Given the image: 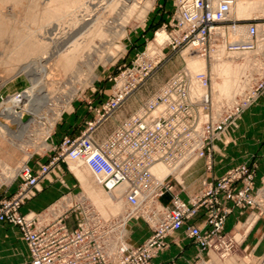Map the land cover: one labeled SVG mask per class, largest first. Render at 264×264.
<instances>
[{
  "label": "built area",
  "instance_id": "2783aa9c",
  "mask_svg": "<svg viewBox=\"0 0 264 264\" xmlns=\"http://www.w3.org/2000/svg\"><path fill=\"white\" fill-rule=\"evenodd\" d=\"M235 2L180 0L175 23L177 45H186L195 53L205 55L224 45L251 55L250 66L242 75V92L231 102L215 104L211 77L206 72L182 70L104 138L97 137V129L120 107L128 91L115 94L95 109V116L86 121L81 132L65 136L58 155L38 171L22 168L18 194L0 203V221L21 227L31 264H153V258L167 247V237L201 211L205 212L203 224L189 225L188 235L201 251L225 257L236 244L224 231L233 207L249 209L250 223L264 216V177L256 187L254 163L239 164L217 179L204 180L201 191L189 200L174 195L171 206L160 203L164 190L172 188L167 178L189 169L221 137L225 121L213 120L211 115L242 113L264 92V21L247 23L248 40H231L229 30L237 25L231 15ZM22 93L15 95L16 103L25 98ZM60 161L84 164L104 189L119 190L125 199L123 211L106 217L81 195L76 204H62L63 212H54L47 223L38 214L22 215L21 204ZM157 163H166L172 171L159 178L152 170ZM8 169L0 167V187L11 183L6 182ZM140 216L152 228V235L141 245L132 246L126 237L127 225ZM72 217L75 227H71Z\"/></svg>",
  "mask_w": 264,
  "mask_h": 264
},
{
  "label": "rangeland",
  "instance_id": "374dc122",
  "mask_svg": "<svg viewBox=\"0 0 264 264\" xmlns=\"http://www.w3.org/2000/svg\"><path fill=\"white\" fill-rule=\"evenodd\" d=\"M30 1L32 2V0H27V4H30ZM38 1L37 3L41 5L44 4L43 2L45 0L43 2ZM150 1L152 2V6L142 21L137 19L134 15L133 17L130 16L125 18L124 21H120L123 24L121 23L120 27L116 28L118 31L113 34V45H111V47L109 46L110 48H105L106 50L103 48L101 53L97 56L98 58H93L89 63H84V57L76 59L78 61L75 60L76 66L75 68L73 67L74 70L73 68H64L65 66L59 62L54 63L56 58L53 59L54 61L50 59L51 64L49 60L44 62L39 61L40 63L36 61L38 63L37 66L36 62H34L35 60L28 58V60H32L35 65L31 61L27 66V63L30 61L26 59L23 60L22 66L21 64L17 66L16 64H11L15 66L14 70L10 63L6 64L0 62V69L2 67L6 68L0 70L2 74H0V121L10 125L16 134L20 133V131L24 133L19 140H12L13 138L7 135H5L6 137L0 136V167L9 168V177H7L6 182H11L8 185L0 187V192L4 188L11 187L14 184L17 185V189L11 195H6V192L0 195V203L5 199L11 200L18 194L21 184V170L23 167L28 166L31 171L35 173L41 165L45 164L44 159L49 154H52L51 159L57 156L60 152V144L64 137L76 136L75 134L77 131L81 132L88 120H86V118L95 116V109L106 105L115 94L121 91H128L120 107L97 129L96 135L98 138L102 139L104 136L100 135L101 132L103 133V130L106 129L105 127L111 125L115 118H117L116 123L107 131L105 130L104 133L112 131L127 117L135 113L154 96L158 95L174 74L186 70V62L189 61L185 57L187 54H189V56L192 55V58H194V55H198L199 57L197 58H199V60L206 62L207 69L204 70V72L211 77L214 102L217 106H220L222 102H231L236 95L242 92L244 87L242 75L248 68L243 74H240V82L243 86L235 93L236 95L234 97H223L221 100L216 99L215 87L213 86L214 76L212 74V63L214 62L213 55L218 50H221L223 51V56H230L231 58H229L234 60L233 62H235V64L242 65L246 62V56L250 54L243 55V52L241 54L239 50H232L227 46L220 45V48L216 47L207 54L201 55L193 52L186 45H177L175 41V23L180 0ZM23 8L26 10L30 9L27 5ZM23 8H19L16 14V16H18V21H21H19L20 25L23 24L22 16L25 17L29 12L23 13L25 15L21 14L24 11ZM31 12H34V10L32 11L31 9ZM26 17H30V14H28V16L26 15ZM28 19H30V21L32 20L31 17ZM233 20L236 21L238 25H245L252 22L259 23L264 21V14L252 16L248 20L235 18ZM23 22L24 24L27 22L25 18ZM24 24L21 26H24ZM29 24H31V22L27 24V31L30 27L32 29L33 22L32 26ZM27 25L25 24L24 29ZM226 25H233V23H227ZM60 27L55 29V31L53 30V34L56 33L54 34V39L61 38L65 33L64 31L67 30L64 25ZM161 29H164L168 33L169 39L165 44L159 45L158 50H149V45L155 41L157 32ZM42 30L41 32L46 35L47 28ZM38 33H40V30ZM40 34L42 35V33ZM44 34L43 36L45 38L39 37L42 41L43 39L49 41L48 35L49 37L53 35L47 33L45 36ZM246 40H248V38ZM48 41L44 42L52 46L54 42L51 40ZM49 49H47V52ZM5 57L4 59L6 60L7 54ZM24 61H27V63ZM24 63H26V65ZM78 63L81 65L78 70L80 71L79 73L76 71L77 65H79ZM30 65L34 66L37 72L40 71L38 76L32 74V76L30 75V77L26 78L24 72H20V69L28 68ZM6 66H8V68ZM9 68L12 70H7ZM28 88H30L32 92H30ZM22 90L28 92L29 99L24 98L20 102L16 103L15 101V103H12V97L16 99L15 95L22 92ZM263 95L264 92L242 113H216L211 115L213 120L220 119L225 121L226 127L221 137L213 141V147L210 152L217 147L215 141H220L225 146L226 152L228 149L229 153H233L234 158L240 156V164L254 163L256 164V170H258L259 163L257 155L260 149H257L256 146L257 144L264 143ZM18 113L20 119L23 121L22 125L17 122L16 114ZM80 116H83V121L80 120ZM25 125H27L28 129ZM210 152L206 156H208ZM163 164L165 168H167L168 173L172 171L170 166L165 163ZM74 165L77 166L78 164L73 161H60L52 167L51 171L39 182L37 188L34 190V194L31 195L30 198L25 199L24 203L21 204L19 212L22 215L38 214L40 215V220H42L43 223H47L54 218L51 212L54 207L57 208L55 211L56 214H60L64 210V207L61 206L62 204L66 206L68 203L69 205L70 203L76 204L81 195L88 197L91 202L95 204V207L106 217L117 215L123 211L125 208V199L122 194L118 193V195L105 190L90 169L84 164L79 166V169H81L85 176V182H81L72 168ZM191 167L189 169H191ZM189 169L181 171L177 174V177L171 175L167 178L166 182L171 181L172 184L169 185H172V188L171 190L168 189L171 192V199L170 204L166 206L172 205L174 195L180 196L179 188H177L173 182L182 181L184 174L188 172ZM44 179H51L52 184H55L51 189L54 195L59 193L61 186L62 189L67 188L69 192L63 194L58 201L49 207V209L43 212H37L34 208L35 198L44 190V188H42V181ZM88 186L91 188L89 191L87 190ZM98 196H101L100 198H103L107 205L109 204L112 208L107 207L104 208V210L96 199ZM112 198L118 200L116 201L117 203ZM69 199L70 201L68 202ZM61 200L64 201L62 202ZM107 200H110V202H107ZM65 201L66 203L64 204ZM139 218L144 219L143 216ZM70 223L71 227L76 226L75 217L70 219ZM27 247L28 245L24 238L23 231L19 225L8 221H0V264H31ZM167 264H173V261ZM193 264H264V255L262 257H256L248 253L237 252L233 249L232 252L225 257L220 256L219 253L213 252L207 260L198 257Z\"/></svg>",
  "mask_w": 264,
  "mask_h": 264
},
{
  "label": "bare ground",
  "instance_id": "6f19581e",
  "mask_svg": "<svg viewBox=\"0 0 264 264\" xmlns=\"http://www.w3.org/2000/svg\"><path fill=\"white\" fill-rule=\"evenodd\" d=\"M37 1L38 0H32V2L30 1V4H27V0H0V62L6 64L10 63V65L16 64V66L18 64H21L22 66L23 60L27 59V61H30L28 60V58L35 60L34 62H44L48 60L50 61V59L53 60L56 58V61L53 60L54 63L59 62L63 64V66H65L64 68L66 69H72L73 67L75 68V60L80 57L85 58L84 63H89V61L93 60V58L97 57L99 53H101L103 48L107 49L110 48L111 45H113L114 41L112 42V37L113 34L118 31L116 28L120 27V24L122 23L120 21H124L125 18H128L130 16L133 17V15L136 16L137 19L142 21V19H144L146 13L152 6V2L150 0H40L42 2L44 1V4H41L42 2L40 3L41 5H39ZM25 5H27L30 9H24L23 7ZM19 8H23L24 11L26 10L25 12L23 11L21 14L29 11L28 14H30L32 20L30 21V19H28L30 17H26V15L28 16V14H23L25 15V17L22 16V23L24 24V18L25 21H27L25 22L26 25L31 22V24L29 25L32 26L33 22L32 29L31 27L29 28L30 31H27L28 25L24 29L25 24L24 26H21L23 24L20 25V20L18 21L17 19L18 16H16V14ZM31 9L32 11L34 10V12H31ZM263 14L264 0H236L232 8L231 15L235 19L248 20L252 16H259ZM26 19H28L29 21ZM63 25L66 26L67 30L64 28L66 31L63 30L65 33L61 36V38L54 39L53 37L56 33L53 34V32L60 26L63 27ZM247 27V24H237L233 26L229 30L231 40H246ZM46 28V35L47 33L53 34L51 37H49L48 35V38L52 42H54L52 46L50 45L51 47L49 46V43L44 42L48 40L43 39L42 41V39H40L44 37V33L41 32V30ZM39 30L42 35L38 33ZM168 37V33L164 29L159 30L157 32L155 41L149 45V50H158V46L165 44L166 41L169 39ZM47 49H49L48 52ZM6 54L7 59L5 60L4 57ZM213 56L214 62H211H213L212 74L214 76L213 86L215 87L216 99L221 100L223 97H234L236 95L235 93L239 91L243 86L240 82V74H243L245 70L249 68L252 60L251 55L246 56V62H244L242 65L235 64V62H233L234 60L230 59V56H223V51L221 50L215 52ZM185 57L187 60H189L187 61L188 63L186 62L187 67L185 69H189L194 73L207 69L206 62L199 60V58H197L199 57L198 55H194V58H192V55L189 56V54H187L185 55ZM27 61L24 62L27 63ZM31 61L27 63V66L31 63ZM34 62L32 61L33 64ZM26 63L24 64L26 65ZM37 64L38 63L36 62V66ZM77 66L78 67L76 68V71L80 69L79 67H81V65L79 64ZM6 67L8 68V66ZM14 67L15 66H12L13 70ZM12 69L9 68L7 70ZM20 70V72H24L26 78L30 77V75L32 76V74H36L38 76L40 72H37L36 68L31 65L28 68H23ZM79 72L80 71H78V73ZM197 87L198 90H201L199 89L200 85H198ZM22 92L23 93L21 94V96L29 99V96L27 94L28 92L23 90ZM30 92H32L31 89ZM12 98V103L18 101V99H14V97ZM16 117L17 122L22 125L23 121L20 119L19 113L16 114ZM27 125H25L26 128ZM22 134L24 135L22 131L16 134V132L10 127V125L0 121V136L7 135L13 138L12 140H19L21 139ZM74 163L78 165H74L72 168L80 178L81 182L84 183L85 176L82 173L81 169H79V166L82 164L78 162ZM152 170H154V174L159 178H164L168 173L167 168H165L163 163H157L156 165H154ZM89 189L91 188L88 186L87 190L89 191ZM110 192L118 194L119 190ZM100 197L98 196L96 199L103 209L107 207L112 208L109 206V204L107 205L106 201L103 198ZM61 201L63 202L64 200ZM69 201L70 199L68 200V202ZM97 201L96 203L98 204ZM108 201L110 202V200H107V202ZM116 201L118 200H115V202ZM56 209L57 208L54 207L51 212L54 213Z\"/></svg>",
  "mask_w": 264,
  "mask_h": 264
},
{
  "label": "crops",
  "instance_id": "0c3cea01",
  "mask_svg": "<svg viewBox=\"0 0 264 264\" xmlns=\"http://www.w3.org/2000/svg\"><path fill=\"white\" fill-rule=\"evenodd\" d=\"M262 101H264V95L262 96ZM89 118L90 116L87 117L86 120ZM80 120L83 121V116H80ZM116 121L117 118L112 121L111 125L106 126V129H104L103 133L101 132L100 135L105 136L107 132L104 133V131L112 127ZM79 132L80 131H77L75 135L79 134ZM215 145L217 147H215L208 156L198 160L191 169L184 174L182 181L173 182L175 186L179 188V194L184 200H189L190 197L199 193L202 189L204 180L217 179L228 169L241 163L240 156L237 158L235 157V159L233 153H229L228 149L227 152L225 151V146L220 141H215ZM256 148L260 149L257 155L259 168L255 177V186L258 187L261 185L262 178L264 177V143L257 144ZM51 157L52 154H49L44 159V162L48 163ZM166 183L172 184L171 181H167ZM54 185L51 179H44L42 181V188H44V190L35 198L34 208L37 212H43L49 209V207L58 201L63 194L69 192L67 188L62 189L61 186L59 193L54 195L51 192ZM16 189L17 185L14 184L11 187L2 189L0 195L6 192V195L9 196L14 193ZM170 199L171 192L166 189L165 193L160 197V201L165 205H169ZM249 214V209L242 210L238 207H233L232 213L228 215L225 221L224 231L228 237H234L236 239L235 251L262 257L264 255V216L254 223H250L248 222ZM204 218L205 212L201 211L197 216L188 220L181 229L172 232L166 239L168 244L166 249L153 259V264H167L170 261H173V264H193L198 257L207 260L212 252H208L207 250L201 251L195 241L188 235L187 231L189 225L203 224ZM151 235L152 228L144 219L133 218L129 221L126 237L130 245L139 246Z\"/></svg>",
  "mask_w": 264,
  "mask_h": 264
}]
</instances>
